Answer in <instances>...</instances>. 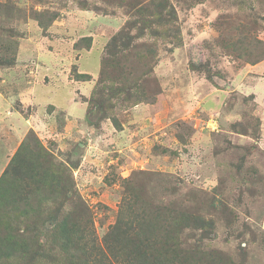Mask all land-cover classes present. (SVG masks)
I'll use <instances>...</instances> for the list:
<instances>
[{
  "label": "rangeland",
  "instance_id": "obj_1",
  "mask_svg": "<svg viewBox=\"0 0 264 264\" xmlns=\"http://www.w3.org/2000/svg\"><path fill=\"white\" fill-rule=\"evenodd\" d=\"M11 2L16 16L2 7ZM152 2L0 0V47L14 44L9 29L21 36L17 65L0 66V177L33 132L55 163L77 166L74 199L99 242L117 224L126 182L145 171L157 203L215 221L191 243L209 262L264 264V0H164L180 47L176 33L167 41L139 25ZM47 10L59 14L50 35L33 22ZM111 42L115 66L103 63ZM101 99L123 131L95 108Z\"/></svg>",
  "mask_w": 264,
  "mask_h": 264
},
{
  "label": "trees",
  "instance_id": "obj_2",
  "mask_svg": "<svg viewBox=\"0 0 264 264\" xmlns=\"http://www.w3.org/2000/svg\"><path fill=\"white\" fill-rule=\"evenodd\" d=\"M11 3L2 7L12 9L11 16H16L13 12L19 7ZM82 9L87 10L85 7ZM167 15L170 12L164 0H153L148 7L139 10V25L142 29L145 25L155 26L152 34L172 41L170 32L178 30L174 22L166 18ZM33 18V22L36 20L38 26L50 35L59 14L47 10ZM132 24L136 23L130 22L129 26ZM8 32L9 38L15 41L5 48L0 47V66L15 67L21 36L14 29ZM84 39L91 41V38ZM182 42V36L176 33L174 47H180ZM78 46L76 44V48ZM90 46L88 43L87 47ZM113 48L111 42L107 49L111 59L104 60V65L108 61L114 66L118 64L114 62ZM6 50H12L11 54L8 55ZM75 79L77 82H89L92 77L78 73ZM143 96L148 97L145 93ZM93 99H96L95 95ZM95 103V108L98 107L104 118H111L114 128L123 131L116 117L107 114V100ZM50 107V112H53L54 106ZM30 133L0 177V264H101L105 259L110 260V264H212L202 247L191 243L197 232L205 239L204 232L213 231L215 221L188 205L157 203L147 192L145 178L151 174L145 171H140L138 178L126 182L117 224L99 242L93 218L87 217L89 212L83 202L74 199L77 190L70 170L77 166L69 162L55 163L54 154L38 136ZM65 204H69L67 212L63 211ZM185 231L191 235L182 240L180 237Z\"/></svg>",
  "mask_w": 264,
  "mask_h": 264
},
{
  "label": "crops",
  "instance_id": "obj_3",
  "mask_svg": "<svg viewBox=\"0 0 264 264\" xmlns=\"http://www.w3.org/2000/svg\"><path fill=\"white\" fill-rule=\"evenodd\" d=\"M73 112H74V110H73ZM48 114V113H47ZM48 115H50V114H48ZM17 119V118H16ZM19 122V121H18ZM13 126H19L17 123H16V120L14 121V123L12 124ZM4 148H5V145H4Z\"/></svg>",
  "mask_w": 264,
  "mask_h": 264
},
{
  "label": "clouds",
  "instance_id": "obj_4",
  "mask_svg": "<svg viewBox=\"0 0 264 264\" xmlns=\"http://www.w3.org/2000/svg\"><path fill=\"white\" fill-rule=\"evenodd\" d=\"M81 147H82V144H81Z\"/></svg>",
  "mask_w": 264,
  "mask_h": 264
}]
</instances>
